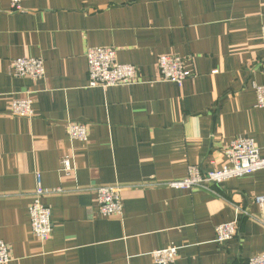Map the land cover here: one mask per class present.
Wrapping results in <instances>:
<instances>
[{"label": "crops", "instance_id": "obj_1", "mask_svg": "<svg viewBox=\"0 0 264 264\" xmlns=\"http://www.w3.org/2000/svg\"><path fill=\"white\" fill-rule=\"evenodd\" d=\"M0 0V241L10 264H155L175 247L176 264H248L264 253V171L213 192L166 187L189 168L211 171L235 138L264 157V0ZM111 47L140 73L135 85L88 86L87 49ZM161 55L189 60L195 77L160 81ZM44 61L46 77L11 74L13 60ZM34 98L35 117L10 116L8 103ZM90 126L85 144L67 123ZM74 157L66 176L59 161ZM47 189L51 240L30 232L36 175ZM123 187L122 217L98 214L95 190ZM237 224L224 245L216 228Z\"/></svg>", "mask_w": 264, "mask_h": 264}, {"label": "built area", "instance_id": "obj_2", "mask_svg": "<svg viewBox=\"0 0 264 264\" xmlns=\"http://www.w3.org/2000/svg\"><path fill=\"white\" fill-rule=\"evenodd\" d=\"M23 0H10L12 11H24ZM264 43V26L261 31ZM88 86L103 90L135 85L140 82V73L136 66L122 64L118 61L117 50L111 47H90L87 49ZM160 81L173 83L181 87L188 79L195 77V72L189 60L177 55H161L157 61ZM11 74L16 78H28L32 81L44 80L46 68L43 60L38 58H22L13 60L10 67ZM257 106L264 107V85H257ZM34 98L25 96L12 99L8 103L10 116L32 119L35 117ZM67 134L72 142L85 144L90 138V126L81 123H67ZM74 157L64 156L60 159V170L70 176L75 172ZM258 171H264V157L260 148L252 139L235 138L231 141L222 155V161L211 171H203L198 166L189 168L184 179L171 181L165 186L181 191L205 190L213 192V187H219L227 181L249 176ZM36 186L32 191L31 203L28 206L30 218V232L41 244L48 243L53 235L51 209L43 204V199L51 195H60V188L47 189L43 186L42 177L37 174ZM123 187L119 185L100 186L95 190L98 214L102 218L122 217L124 212ZM264 205V197L256 200ZM238 233L237 224H225L216 228V243L224 245L230 242ZM155 264H176L178 249L169 247L152 253ZM13 261L12 250L0 241V264H10ZM248 264H264V253L249 259Z\"/></svg>", "mask_w": 264, "mask_h": 264}]
</instances>
